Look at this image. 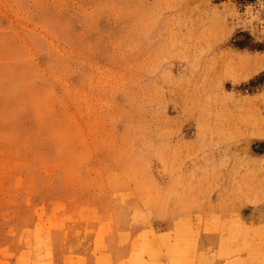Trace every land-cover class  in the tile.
<instances>
[{
	"label": "rangeland",
	"instance_id": "obj_1",
	"mask_svg": "<svg viewBox=\"0 0 264 264\" xmlns=\"http://www.w3.org/2000/svg\"><path fill=\"white\" fill-rule=\"evenodd\" d=\"M263 63L264 0H0V264H264Z\"/></svg>",
	"mask_w": 264,
	"mask_h": 264
},
{
	"label": "bare ground",
	"instance_id": "obj_2",
	"mask_svg": "<svg viewBox=\"0 0 264 264\" xmlns=\"http://www.w3.org/2000/svg\"><path fill=\"white\" fill-rule=\"evenodd\" d=\"M264 64V63H263ZM257 66V65H256ZM262 66H264V65H262ZM260 67V66H259ZM23 72H24V74L25 75H29L26 71H24L23 70ZM10 88L12 89V91H15V90H17L19 87H13V86H10ZM10 97H12V96H10ZM31 101H33L32 99H30ZM28 104H29V99H27L26 100V106H28ZM24 106H25V104H24ZM25 106V107H26ZM176 223L177 222H174V223H172L171 224V226H173V227H176ZM185 226H187V229L184 227V229H180V230H178V232H183L184 231V235H182V236H185V235H191L193 232H192V230H191V227H192V225H190V223H188V225H185ZM147 229H148V227H147ZM146 229V230H147ZM149 230V229H148ZM196 230H198V228H196ZM150 231V230H149ZM179 233V234H180ZM166 234H163V236H164V238L167 240V237L165 236ZM181 235V234H180Z\"/></svg>",
	"mask_w": 264,
	"mask_h": 264
}]
</instances>
